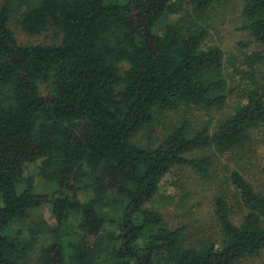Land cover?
Segmentation results:
<instances>
[{"label": "trees", "instance_id": "obj_1", "mask_svg": "<svg viewBox=\"0 0 264 264\" xmlns=\"http://www.w3.org/2000/svg\"><path fill=\"white\" fill-rule=\"evenodd\" d=\"M225 1L24 0L27 33L62 35L47 45L21 44L0 5V264H27L43 224L14 227L46 204L56 226L39 264H235L264 250V189L238 170L232 195L214 200L219 239L188 242L145 208L174 167L210 179L215 155L198 152L225 155L264 129V52L245 49L235 72L207 43L208 13ZM238 1L242 30L264 44V0ZM171 8L178 18L159 30ZM235 75L245 82L231 88ZM236 91L214 127L183 117L158 143L138 141L159 113L221 108ZM33 162L54 192L19 188Z\"/></svg>", "mask_w": 264, "mask_h": 264}, {"label": "rangeland", "instance_id": "obj_2", "mask_svg": "<svg viewBox=\"0 0 264 264\" xmlns=\"http://www.w3.org/2000/svg\"><path fill=\"white\" fill-rule=\"evenodd\" d=\"M6 1H9L12 8L10 27L21 44L47 45L61 41L62 35L51 29L38 34L27 33L22 28L19 18L28 3L24 0H0V5ZM240 12L241 3L238 0H227L211 9L205 21V25L209 28L207 43L218 44L225 50L228 64L235 72L236 66L240 67L245 49L264 52V44L254 41L249 32L242 30ZM178 16L176 10L171 8L160 23L159 30L166 23L175 21ZM242 43H247L248 46H243ZM122 67L125 69L127 64H122ZM258 69L264 72V63ZM237 75L234 78L237 82L232 80L230 82L231 88L238 84L241 87L245 82L237 80L239 78ZM41 89L46 92L48 85L41 83ZM241 99L242 97H238L236 91L229 96L227 104L221 108L206 110L189 107L182 108L179 112L159 113L153 132L151 134L141 133L138 141L143 144L158 143L163 133L169 131L183 117L190 119L192 129H198L206 124L214 127L220 118L232 112ZM197 154L215 155L214 172L210 179L200 178L189 167L176 166L160 182L157 195L145 204L147 209L158 210L170 227L182 228L188 242H195L204 237L219 239L220 226L214 210V200L220 194L227 197L232 195L234 189L230 182V173L233 170L240 171L251 182L255 190L264 189V129H255L248 142L225 155H219L214 151H200ZM39 165L40 162L25 164L23 180L19 188L23 189L31 182L36 193L54 192L55 184L48 182L39 174ZM80 198L85 201L88 197L81 195ZM36 222L43 224V231L27 259V264H39L42 249L52 240L50 230L56 226V218L51 205L46 204L35 208L29 217L17 222L14 228H19L20 225H33ZM235 264H264V250L259 255L244 258Z\"/></svg>", "mask_w": 264, "mask_h": 264}]
</instances>
